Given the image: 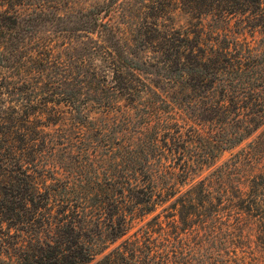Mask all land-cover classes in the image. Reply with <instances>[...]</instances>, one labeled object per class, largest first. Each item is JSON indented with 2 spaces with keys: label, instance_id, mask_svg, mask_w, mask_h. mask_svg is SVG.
Returning a JSON list of instances; mask_svg holds the SVG:
<instances>
[{
  "label": "trees",
  "instance_id": "trees-1",
  "mask_svg": "<svg viewBox=\"0 0 264 264\" xmlns=\"http://www.w3.org/2000/svg\"><path fill=\"white\" fill-rule=\"evenodd\" d=\"M136 3L121 29L118 0H0V264H264V0ZM88 108L121 115L120 174L71 210L39 160Z\"/></svg>",
  "mask_w": 264,
  "mask_h": 264
},
{
  "label": "rangeland",
  "instance_id": "rangeland-1",
  "mask_svg": "<svg viewBox=\"0 0 264 264\" xmlns=\"http://www.w3.org/2000/svg\"><path fill=\"white\" fill-rule=\"evenodd\" d=\"M136 1L138 0H118V2H120L119 7L116 11L115 9L112 11L110 17L116 21L121 29H130L137 24L138 27L143 25L144 19L140 18V11L138 9L139 4H137ZM189 20L190 18L180 11L167 13L160 18V21L166 26L185 25ZM260 37L261 36L258 35L256 39H260ZM146 50L149 51V55H155L150 48H146ZM85 112L89 118L84 123V126L74 122L69 114H64L62 120L58 123L61 131L73 130V138L70 140L73 145L70 165L66 163V161H70V159L66 157V153L64 152H58L56 155L45 154L39 160V163L45 166L46 170L44 171L45 185L54 184L60 189L54 192L53 200L59 202L61 200H68V203L70 202L72 204V206H70L71 210L75 209L74 204L78 205V203H80L79 198L84 192L85 196L88 194L89 197H91L87 199L86 205H88V207L99 206L101 203L96 200L95 195H98L99 199H102L103 192L108 186L106 185V179H108V175L111 173L110 168L113 170L112 173L116 180H118L117 177L120 174V168L110 167V161L123 153V150L118 147L119 141L116 139L117 137H115V133L119 130L121 122L114 123L112 121L115 119L118 120L121 115L116 111L104 113L99 109L93 108H88ZM50 128H53V126ZM245 144L246 142L234 149L224 151L218 163L230 157L231 153H235ZM61 146L62 145L58 148L60 149ZM52 166H54L53 169ZM210 170L195 173L193 181L195 182L202 176L207 175ZM68 172H70L69 175L71 177L73 176L76 178L80 176L81 180L70 183L68 187L64 185L66 189H64V187L61 189V182H56L53 178H62L67 175ZM186 187L187 185H184L183 188ZM56 209L57 207L53 209V212H56ZM91 210H93V207H91ZM151 216L152 214L147 215L143 222L140 221L138 224L141 225L146 220L150 219ZM114 245H111L109 248Z\"/></svg>",
  "mask_w": 264,
  "mask_h": 264
}]
</instances>
